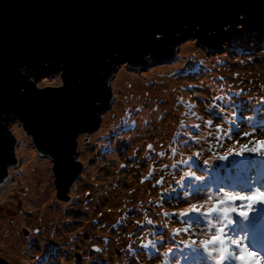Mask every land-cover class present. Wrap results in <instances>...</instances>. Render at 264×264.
I'll use <instances>...</instances> for the list:
<instances>
[{
	"label": "rangeland",
	"instance_id": "obj_1",
	"mask_svg": "<svg viewBox=\"0 0 264 264\" xmlns=\"http://www.w3.org/2000/svg\"><path fill=\"white\" fill-rule=\"evenodd\" d=\"M227 30L238 33L216 50L197 35L188 34L176 41L166 59H149L138 66L122 63L112 69L109 82L113 94L100 113V127L78 136L75 159L82 164V172L70 187L68 200L56 194L52 156L41 155L22 124L10 121L16 137V163L8 167L6 181L0 185L1 257L9 264H193L184 263L191 254L181 243L189 237L170 231L190 220L171 215L187 206L185 199L196 202L199 193L205 192L264 189V155L246 151L243 156L218 158L227 155L228 148H254L256 140H264V34L243 24ZM200 63L211 71H189ZM31 80L39 88L59 87L62 71L31 76ZM135 80L140 85L129 88L127 83ZM146 90L151 95L144 96ZM189 102L196 107L189 109ZM142 109L149 110L147 115L156 112L145 117ZM129 114L133 118L127 117ZM209 119L225 129L232 128V134L217 138L215 127L209 129L204 124ZM246 132L254 135L244 136ZM149 144L154 151L149 152ZM171 148H176V153ZM160 152L165 155H157ZM196 152L200 155L193 156ZM32 155L38 160L32 161ZM181 159L188 163L172 166ZM184 172H195L202 180L188 177L177 184ZM217 172L224 174V182L218 188L208 186L207 178ZM161 179L163 183L157 184ZM240 179L255 183L239 188ZM223 184L229 186L222 189ZM131 189L133 194L128 192ZM150 189L156 193L149 194ZM141 192L146 197L135 194ZM185 193L191 196L186 198ZM164 212L170 215L165 217ZM236 230L230 227L227 235H243ZM193 231H206L204 221ZM148 241H154L158 251L141 247ZM169 247L172 251L164 257L162 253ZM203 257L198 259L201 264L208 258Z\"/></svg>",
	"mask_w": 264,
	"mask_h": 264
},
{
	"label": "water",
	"instance_id": "obj_2",
	"mask_svg": "<svg viewBox=\"0 0 264 264\" xmlns=\"http://www.w3.org/2000/svg\"><path fill=\"white\" fill-rule=\"evenodd\" d=\"M238 24L264 34V0H0V185L16 163L18 120L52 156L56 194L68 200L82 172L78 136L100 127L112 69L165 59L188 34L218 48ZM57 69L59 87L31 80Z\"/></svg>",
	"mask_w": 264,
	"mask_h": 264
},
{
	"label": "snow or ice",
	"instance_id": "obj_3",
	"mask_svg": "<svg viewBox=\"0 0 264 264\" xmlns=\"http://www.w3.org/2000/svg\"><path fill=\"white\" fill-rule=\"evenodd\" d=\"M96 99L102 101V97L99 95L96 96ZM216 99L220 98L216 97ZM180 100L182 101L183 98L181 97ZM187 107L194 109L196 105L189 102ZM193 115H195L194 112ZM221 119L227 120L226 117H221ZM204 124L209 129L213 128V126L215 127L217 138L220 135L232 134V128L225 129L223 124H215L213 119L204 121ZM232 124L235 125L236 122L233 120ZM195 127H199V125ZM262 128H264V125H262ZM208 134L213 135L211 131ZM243 135L251 137L254 135V132H246ZM196 139L199 142L200 137ZM255 145L256 147L254 148L240 145L239 151H236L235 147L228 148L227 155L218 158L227 159L228 155L243 156L246 151L264 155V140H256ZM147 148L149 152L154 151L151 144L147 145ZM176 151V148H171L172 153H176ZM157 155L163 156L165 153L160 152ZM192 155L199 156L200 154L196 152ZM179 163L186 164L188 161L181 159L172 166L176 167ZM68 164L70 167L73 166L71 161H68ZM188 177H194L197 181L202 180V177L197 176L195 172H184L176 183L180 184L181 181ZM162 183L163 179L157 181V184ZM190 196V193H185L186 198ZM237 201L244 203L237 205ZM185 203L187 204L186 207L171 215L189 217L190 220L183 222V228L170 229V231L174 235L183 233L189 237L187 240H181V243L190 249L193 264H201L197 259L201 251L207 254L208 259L213 264H264V206H262L264 205V189L255 187L250 188L246 192L221 191L219 194L199 193L196 202H189L188 199H185ZM163 215L168 217L170 214L164 212ZM235 216H239L241 220L237 221L234 218ZM202 220L205 223L206 231H193L194 228H199ZM146 222L152 223L151 220L147 219ZM232 226H235L239 233L243 235H227V230ZM193 236H195V239L192 238ZM141 247L156 249L154 241H148V243L142 244ZM129 248L135 254L136 250L132 249L131 246ZM156 250L158 251V249ZM97 251H100V249H97ZM171 251L172 248L169 247L162 255L168 257ZM161 264H168V261H162ZM172 264H175V262L173 261Z\"/></svg>",
	"mask_w": 264,
	"mask_h": 264
},
{
	"label": "bare ground",
	"instance_id": "obj_4",
	"mask_svg": "<svg viewBox=\"0 0 264 264\" xmlns=\"http://www.w3.org/2000/svg\"><path fill=\"white\" fill-rule=\"evenodd\" d=\"M260 33V32H259ZM259 35V34H258ZM207 45V44H206ZM209 48H211V49H217V48H215V47H212V46H209V45H207ZM189 71H204V72H209V71H211V69L206 65V64H203V63H200V64H198V65H193L192 67H190L189 68ZM123 76H128V74H123ZM126 82H132V81H126ZM163 83H165L166 84V82H163ZM128 85H129V88H131L132 87V85H136L137 84V86H139L140 85V82L138 81H136L135 80V82H132V83H127ZM130 92L131 93H134V94H136V92L135 91H133V89H131L130 90ZM140 93H142V92H140ZM142 94H144V96H147V95H151V92L149 91V90H146V92H144V93H142ZM171 94L170 93H168V96H170ZM134 102L135 103H137V105H138V110L140 111V108H139V104H140V102L138 101V100H134ZM161 109V108H160ZM149 112V110H146V109H142V113L145 115V117L146 116H151L152 114H154L155 112H156V110H152V112H151V114H149V115H147V113ZM127 117H131V118H133V115L132 114H129ZM127 117H125V118H127ZM133 121H135L134 119H133ZM19 132V134H20V136L21 137H23L24 138V136H25V134L22 132V131H18ZM128 135V133L126 132V134H125V137H122V139L123 138H126V136ZM25 139H28L29 140V138L27 137V138H25ZM160 148V147H159ZM26 151H28V150H26ZM147 155V154H146ZM30 159H32V161H37L38 160V158H37V156L36 155H32L31 157H30ZM24 170H25V168H24ZM24 177H27V174L24 176ZM6 181V180H5ZM138 184H140V186H142V184L141 183H139V179H138ZM6 186V185H5ZM132 186V185H131ZM6 188V187H5ZM242 188H245V187H242ZM246 189V188H245ZM130 194H133L134 193V189H131V190H129L128 191ZM148 193L149 194H155L156 193V191L155 190H149L148 191ZM135 194H141V196H143V197H146V195L144 194V192H141V193H135ZM6 209V208H5ZM6 210H8V209H6ZM22 221L21 220H19V223H21ZM181 228H183V226H181ZM64 248L66 247V244L63 246ZM200 255H207L206 253H204V252H202V253H200ZM12 258V257H11ZM15 259V258H14ZM198 259V258H197ZM15 260H18V258L17 259H15ZM157 264H160V263H157Z\"/></svg>",
	"mask_w": 264,
	"mask_h": 264
},
{
	"label": "trees",
	"instance_id": "obj_5",
	"mask_svg": "<svg viewBox=\"0 0 264 264\" xmlns=\"http://www.w3.org/2000/svg\"><path fill=\"white\" fill-rule=\"evenodd\" d=\"M254 32V31H253ZM248 35V37H246L247 38V41H248V39H249V37H250V35L249 34H247ZM204 64V63H203ZM240 171H242V170H240ZM243 172V171H242ZM259 176V173L257 174V177ZM207 180L209 181V184H208V186H216L217 188H218V186H219V183L222 181L221 180V178H220V175H219V172H217V175L216 176H213V175H209V177L207 178ZM227 186H229V185H225V184H223V186H221V188H226ZM243 185H241V186H239V187H242ZM246 187V186H245ZM192 257V256H191ZM200 257V256H199ZM193 258V257H192Z\"/></svg>",
	"mask_w": 264,
	"mask_h": 264
},
{
	"label": "clouds",
	"instance_id": "obj_6",
	"mask_svg": "<svg viewBox=\"0 0 264 264\" xmlns=\"http://www.w3.org/2000/svg\"><path fill=\"white\" fill-rule=\"evenodd\" d=\"M161 59H163V58H161ZM166 59V58H165Z\"/></svg>",
	"mask_w": 264,
	"mask_h": 264
}]
</instances>
